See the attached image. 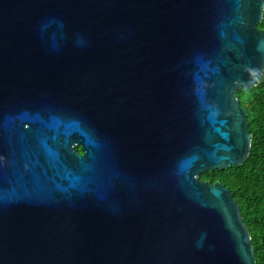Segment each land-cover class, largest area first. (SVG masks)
Returning <instances> with one entry per match:
<instances>
[{
    "label": "water",
    "instance_id": "water-1",
    "mask_svg": "<svg viewBox=\"0 0 264 264\" xmlns=\"http://www.w3.org/2000/svg\"><path fill=\"white\" fill-rule=\"evenodd\" d=\"M263 11L0 0V264H256L200 176L248 157L236 93L264 72Z\"/></svg>",
    "mask_w": 264,
    "mask_h": 264
},
{
    "label": "trees",
    "instance_id": "trees-1",
    "mask_svg": "<svg viewBox=\"0 0 264 264\" xmlns=\"http://www.w3.org/2000/svg\"><path fill=\"white\" fill-rule=\"evenodd\" d=\"M257 27L264 31V11ZM236 95L247 111L251 135L248 157L239 167L208 171L200 179L211 184L220 182L231 192L250 235L255 263L264 264V72L255 87Z\"/></svg>",
    "mask_w": 264,
    "mask_h": 264
},
{
    "label": "flooded vegetation",
    "instance_id": "flooded-vegetation-1",
    "mask_svg": "<svg viewBox=\"0 0 264 264\" xmlns=\"http://www.w3.org/2000/svg\"><path fill=\"white\" fill-rule=\"evenodd\" d=\"M244 109V108H243ZM79 150V151H78ZM77 151L79 154H82V150L80 148H77Z\"/></svg>",
    "mask_w": 264,
    "mask_h": 264
}]
</instances>
